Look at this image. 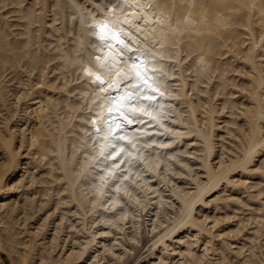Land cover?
Returning a JSON list of instances; mask_svg holds the SVG:
<instances>
[{
  "label": "bare ground",
  "instance_id": "bare-ground-1",
  "mask_svg": "<svg viewBox=\"0 0 264 264\" xmlns=\"http://www.w3.org/2000/svg\"><path fill=\"white\" fill-rule=\"evenodd\" d=\"M105 18L168 98L118 168L85 73ZM145 236L135 264H264V0H0V264H125Z\"/></svg>",
  "mask_w": 264,
  "mask_h": 264
},
{
  "label": "snow or ice",
  "instance_id": "snow-or-ice-1",
  "mask_svg": "<svg viewBox=\"0 0 264 264\" xmlns=\"http://www.w3.org/2000/svg\"><path fill=\"white\" fill-rule=\"evenodd\" d=\"M93 27L102 48L108 51L103 57H96L97 68L85 69L99 90L97 106L101 112L91 123L99 138L101 155L107 152L105 160L119 157L112 165L118 168L126 158L135 159V152L139 151L134 138L128 135V127L142 123L143 116L155 119L150 108L156 94L162 96L163 92L150 75L155 69H150L141 50L133 47L135 37L131 33L107 18L96 21Z\"/></svg>",
  "mask_w": 264,
  "mask_h": 264
},
{
  "label": "rangeland",
  "instance_id": "rangeland-1",
  "mask_svg": "<svg viewBox=\"0 0 264 264\" xmlns=\"http://www.w3.org/2000/svg\"><path fill=\"white\" fill-rule=\"evenodd\" d=\"M148 240L151 241V238L145 236L143 238V242H142V244L140 246V250L139 249L135 250L134 253L129 256V258L127 259L125 264H135V262H136L135 260H137V259L139 260L140 257L146 255L145 251H146V249L148 247V244L150 243V241H148ZM2 257H3V260H4L5 264H10V262H9V260H8V258H7V256L5 254H2Z\"/></svg>",
  "mask_w": 264,
  "mask_h": 264
},
{
  "label": "clouds",
  "instance_id": "clouds-1",
  "mask_svg": "<svg viewBox=\"0 0 264 264\" xmlns=\"http://www.w3.org/2000/svg\"><path fill=\"white\" fill-rule=\"evenodd\" d=\"M107 51H108V50H107ZM107 51H106L105 53H103V56L107 53ZM103 56H102V57H103ZM151 110H152V107L150 108V111H151Z\"/></svg>",
  "mask_w": 264,
  "mask_h": 264
}]
</instances>
